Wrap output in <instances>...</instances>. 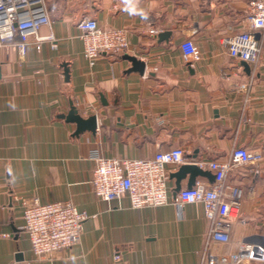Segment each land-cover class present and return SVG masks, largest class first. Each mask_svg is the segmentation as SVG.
Returning <instances> with one entry per match:
<instances>
[{
  "label": "crops",
  "instance_id": "0c3cea01",
  "mask_svg": "<svg viewBox=\"0 0 264 264\" xmlns=\"http://www.w3.org/2000/svg\"><path fill=\"white\" fill-rule=\"evenodd\" d=\"M252 1L46 0L51 23L37 37L54 40L38 48L34 37L24 57L0 46V264H209L244 244L264 247V36L255 31L261 54L250 72L224 44L250 28ZM85 18L125 30L127 51L90 64L77 27ZM188 39L196 61L181 48ZM125 55L145 62L144 74L130 71ZM70 102L83 118L97 117L94 133L78 135L61 117ZM174 148L197 165L228 161L237 148L263 155L226 175L241 190L229 242L211 239L201 204H173L179 166L168 168V205L133 209L127 197L107 203L95 195L93 151L149 159ZM189 182L187 174L181 190ZM213 182L199 175L194 186ZM36 200L70 201L89 215L76 245L34 255L23 211Z\"/></svg>",
  "mask_w": 264,
  "mask_h": 264
},
{
  "label": "built area",
  "instance_id": "2783aa9c",
  "mask_svg": "<svg viewBox=\"0 0 264 264\" xmlns=\"http://www.w3.org/2000/svg\"><path fill=\"white\" fill-rule=\"evenodd\" d=\"M249 22L248 30L226 37L224 44L232 58L254 64L261 54L255 31H261L264 36V0L250 3ZM50 23L46 0H0V46L11 45L21 57L25 56L34 37L38 48L41 41L54 40L52 36L45 39L37 37L40 28ZM77 27L84 42L85 57L92 65L102 53L123 54L128 49L127 35L123 29H101L97 21L90 18L81 20ZM150 33L156 35L157 30L152 29ZM181 48L192 61L200 58L192 40L184 41ZM91 159L95 162L92 180L95 195L107 203L120 202L127 197L133 209L168 205V168L189 163L182 148L159 151L149 159H110L93 151ZM262 159L261 153L237 148L228 161L199 163L202 169L208 167L213 172L214 182L180 190L173 204L180 209L185 204H201L206 218L212 223L211 239L229 242L232 221L238 217L241 190L228 185L226 175L235 165ZM88 218L87 213L79 211L70 201L42 204L36 200L25 204L24 231L34 255L47 257L76 245ZM245 261L264 263V247L244 244L237 254L222 256L209 264H242Z\"/></svg>",
  "mask_w": 264,
  "mask_h": 264
},
{
  "label": "water",
  "instance_id": "95a60500",
  "mask_svg": "<svg viewBox=\"0 0 264 264\" xmlns=\"http://www.w3.org/2000/svg\"><path fill=\"white\" fill-rule=\"evenodd\" d=\"M256 39H259V36L256 35ZM124 59L129 60L132 63V68L130 71H137L141 74H144L146 69V63L142 62L135 56L125 55ZM242 66L247 72H250V67L248 63L242 61ZM64 75L66 79H69L70 69L67 63L63 64ZM62 118L66 119L67 122L76 123L78 128L76 134H81L85 131L94 133L97 129V117L95 115L85 119L80 114L78 109L75 107L73 102H70V111L68 115H62ZM190 175V182L188 188H192L195 185V178L199 175L208 177L211 181H214L215 176L210 171L202 169L197 164H182L179 166L178 171L174 173L173 177L177 179L175 193L177 194L181 190L180 181L185 178V176Z\"/></svg>",
  "mask_w": 264,
  "mask_h": 264
}]
</instances>
